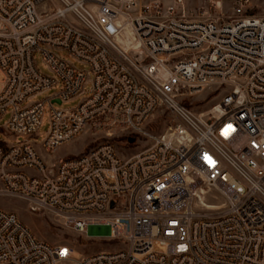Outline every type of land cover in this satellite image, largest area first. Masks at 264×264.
Returning <instances> with one entry per match:
<instances>
[{
    "label": "built area",
    "instance_id": "2783aa9c",
    "mask_svg": "<svg viewBox=\"0 0 264 264\" xmlns=\"http://www.w3.org/2000/svg\"><path fill=\"white\" fill-rule=\"evenodd\" d=\"M231 3L215 20L189 16L184 0H0V119L17 140L0 142V197L121 242L75 261L0 209V264H264V16ZM207 90L219 93L207 116L177 100ZM162 108L173 123L146 135ZM86 132L150 144L128 158L110 142L42 157Z\"/></svg>",
    "mask_w": 264,
    "mask_h": 264
},
{
    "label": "rangeland",
    "instance_id": "374dc122",
    "mask_svg": "<svg viewBox=\"0 0 264 264\" xmlns=\"http://www.w3.org/2000/svg\"><path fill=\"white\" fill-rule=\"evenodd\" d=\"M185 9L189 12V16L201 19H219L226 20L232 14L231 0H184ZM213 2H221L215 5ZM247 13L256 17L264 16V0H250V6L247 7ZM58 55L66 60L72 61L65 52H58ZM40 64V62H39ZM77 68L80 65L74 63ZM3 76L0 73V89ZM58 87L51 89L43 96L37 97L36 101H45L50 95L56 93ZM218 92L207 90L200 94L188 95L184 91H179L177 96L178 102L189 109L195 115L207 116L213 105L218 103ZM85 98V96L83 97ZM83 98H77L68 103L62 104L63 109L75 108ZM49 106L45 103L44 114L38 137L33 140L40 143L48 130L49 123ZM7 116L0 119V142L13 144L17 140L5 134L3 128L7 121ZM173 123L172 116L164 109H159L149 117L142 126V130L146 135L159 136L167 132V129ZM19 140V139H18ZM131 140V142H129ZM110 142L118 153L128 158L133 154L145 149L150 144L148 136L136 132L122 133L112 137H106L102 134L83 133L79 138L61 146L57 152L51 156H46L41 152L42 157L48 162L58 161L66 157H75L87 153L98 144ZM0 209L14 212L18 219L34 234V236L47 242L50 245L66 244L73 249L72 259L79 261L82 257L93 255L100 251H109L117 248L120 241L109 242L104 238H93L91 233H77L65 227L61 221L51 218L47 214L35 211L30 204L23 200L0 197ZM155 252H165V248L154 246Z\"/></svg>",
    "mask_w": 264,
    "mask_h": 264
},
{
    "label": "water",
    "instance_id": "95a60500",
    "mask_svg": "<svg viewBox=\"0 0 264 264\" xmlns=\"http://www.w3.org/2000/svg\"><path fill=\"white\" fill-rule=\"evenodd\" d=\"M56 103L60 104V101H59V100H57V101H56ZM129 142H131V140H129Z\"/></svg>",
    "mask_w": 264,
    "mask_h": 264
}]
</instances>
